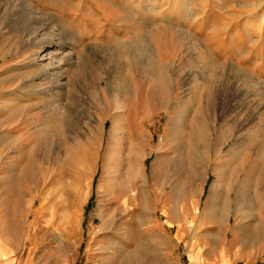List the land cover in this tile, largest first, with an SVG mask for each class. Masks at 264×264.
I'll list each match as a JSON object with an SVG mask.
<instances>
[{
    "label": "rangeland",
    "instance_id": "rangeland-1",
    "mask_svg": "<svg viewBox=\"0 0 264 264\" xmlns=\"http://www.w3.org/2000/svg\"><path fill=\"white\" fill-rule=\"evenodd\" d=\"M183 2L0 0V235L13 264H120L132 251L146 264H264V32L245 43L237 29L263 15L184 14ZM200 129L202 179L181 186ZM141 189L142 230L128 202ZM214 189L229 204L221 224L206 215Z\"/></svg>",
    "mask_w": 264,
    "mask_h": 264
},
{
    "label": "bare ground",
    "instance_id": "bare-ground-1",
    "mask_svg": "<svg viewBox=\"0 0 264 264\" xmlns=\"http://www.w3.org/2000/svg\"><path fill=\"white\" fill-rule=\"evenodd\" d=\"M27 17V16H26ZM25 17V18H26ZM24 19V18H22ZM20 22V21H19ZM27 22V20H26ZM22 23V22H21ZM132 41H134L135 43L137 42V53L140 56H143L144 54H147L148 52V45H147V41L146 38H144L142 35H136L132 37ZM134 43V44H135ZM136 46V45H135ZM196 46V45H195ZM195 49V48H194ZM198 49V48H197ZM150 51V50H149ZM199 52V51H198ZM150 53V52H149ZM205 59V58H204ZM202 60V59H200ZM206 60V59H205ZM209 61V60H208ZM202 62V61H201ZM207 63V62H206ZM211 63V62H210ZM156 64V63H155ZM210 66V65H209ZM211 67V66H210ZM209 69V68H208ZM162 69L159 68L158 66L156 67L155 65V71L157 72H162ZM212 72V71H211ZM128 77V76H127ZM157 78L160 79V82L158 84V82H156V87L161 88L162 90H165L166 92L169 91V81L166 80L164 81V75L163 73L157 75ZM163 78V79H161ZM128 84L127 80H124L122 82L123 87H125ZM204 91L206 92V97H207V101H208V106L211 107L214 104V100H215V89L213 88L214 86V82L212 80H207L204 79ZM169 92H167L168 95ZM165 94V93H164ZM163 99H164V103L161 104L162 108H168L169 105V95L165 96L163 95ZM172 105V104H171ZM119 110V109H118ZM119 113V112H118ZM117 118V117H116ZM118 122V121H117ZM116 122V123H117ZM117 127V126H116ZM119 132V130H118ZM114 133H116L114 131ZM124 134V133H123ZM99 135V134H98ZM117 135V134H116ZM208 131L205 129H200L196 134H195V143H194V151L192 153V157H191V161L189 163V169L192 172V177L188 178L185 185H181V186H196V184L202 179V168H203V152L201 150H199V147L202 146V144H205L208 140ZM119 137V136H118ZM116 138L115 135L112 136L111 138V142L109 143L108 149H112L113 146H116L114 144V142L116 143ZM223 133H220V135L217 137V143L220 145L223 142ZM209 141V140H208ZM118 143V142H117ZM240 143V142H239ZM239 147V146H238ZM132 149V148H131ZM201 149V148H200ZM166 153V152H165ZM140 154V153H139ZM133 156V154L131 155ZM130 156V157H131ZM141 156V154H140ZM139 156V157H140ZM233 159L239 160L241 157V153L238 151H232L231 155H230ZM71 157V156H70ZM144 157V156H142ZM140 157V158H142ZM242 160V159H241ZM84 164V163H83ZM130 171L132 173L131 176L136 175V177H139V179H142V175L140 176V174L138 175L137 172H135V168L133 165V161H130V165H129ZM259 169L261 174H264V168L262 169L260 167V165L256 162L253 166V169ZM184 172V171H183ZM129 173V172H128ZM130 174V173H129ZM234 174V172H233ZM129 176V175H128ZM144 176V175H143ZM26 177V176H25ZM165 177L164 171L162 169H158L156 171V182H160V180L162 178ZM135 179V178H134ZM131 179H128L126 182L130 183ZM134 181V180H133ZM226 181V180H225ZM141 182H143V180H141ZM230 182V181H229ZM135 183V182H134ZM228 183V181H227ZM226 184V183H224ZM176 187L173 191V199L174 200H178L179 198H181L183 195H185V191L183 190V187ZM216 186H225L223 185V178L220 176L219 181L217 183ZM227 186V185H226ZM229 186V183H228ZM125 189L128 186H124ZM217 188V187H216ZM249 198V197H248ZM172 199V201H173ZM40 206L37 210L39 218L40 219H44L45 218V213L48 209V206L46 205V199L44 197V195H40ZM137 202V207L136 209H134V214L136 216V222L139 224V227L141 225H143L145 223L148 216V210H149V200L146 197V191L144 189H141L139 191V194H137V196L135 198H129L128 202L129 205H133L134 203ZM253 201V200H252ZM171 203V202H170ZM167 206V204L165 205ZM172 210V209H171ZM206 211L208 217L212 220H214L215 222H217L218 224H221L222 221L226 218L228 211H229V204L228 202L225 200L224 196H223V190L222 189H214L211 194H210V198L206 204ZM241 212V211H240ZM64 223H65V236L69 237L72 236V228H73V224H75V226H78V217L75 218V223L73 221V217L72 214H70L69 212H65L64 215ZM159 223V222H158ZM147 226V224H146ZM77 228V227H76ZM154 231V233H158V226L154 225L153 227H151ZM141 229V227H140ZM143 229V228H142ZM141 229V230H142ZM149 229V228H147ZM222 230V227L220 226V228ZM264 230V229H263ZM262 230V231H263ZM145 231V230H143ZM146 232V231H145ZM158 235V234H157ZM74 237V236H73ZM67 240V239H66ZM236 253V252H235ZM138 254V253H137ZM140 255V254H139ZM137 255L134 254V251L132 252H128L126 255H122V262L120 264H146V260L145 258H143V256H140L139 258L136 257ZM119 264V263H118Z\"/></svg>",
    "mask_w": 264,
    "mask_h": 264
},
{
    "label": "crops",
    "instance_id": "crops-1",
    "mask_svg": "<svg viewBox=\"0 0 264 264\" xmlns=\"http://www.w3.org/2000/svg\"><path fill=\"white\" fill-rule=\"evenodd\" d=\"M184 1H187L183 2L184 10L182 13L184 14H262L263 17H261V21L237 28L239 31L245 32V43L246 32H258L259 35H262V32H264V0H202L200 2H195L194 0ZM185 3L187 4L186 6H184ZM23 5L24 7L26 5L24 1ZM206 9H209V11ZM245 43L243 46H245ZM4 238L5 237L3 235H0V264H13L10 262L9 258L10 248L8 242Z\"/></svg>",
    "mask_w": 264,
    "mask_h": 264
}]
</instances>
